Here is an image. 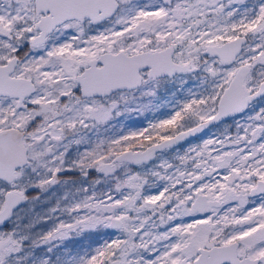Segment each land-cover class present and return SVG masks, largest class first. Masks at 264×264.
Listing matches in <instances>:
<instances>
[{"label":"snow or ice","instance_id":"snow-or-ice-1","mask_svg":"<svg viewBox=\"0 0 264 264\" xmlns=\"http://www.w3.org/2000/svg\"><path fill=\"white\" fill-rule=\"evenodd\" d=\"M228 120L235 135L165 159ZM92 172L106 191H71ZM57 185V223L34 234L28 206ZM0 264H264V0H0Z\"/></svg>","mask_w":264,"mask_h":264},{"label":"rangeland","instance_id":"rangeland-1","mask_svg":"<svg viewBox=\"0 0 264 264\" xmlns=\"http://www.w3.org/2000/svg\"><path fill=\"white\" fill-rule=\"evenodd\" d=\"M141 2L143 3H147L148 0H141ZM248 3H254L255 0H247ZM168 89L170 91H166L165 89L161 90V96L163 97L164 101L166 100H170L172 99V93L176 94V98L180 99L184 96L187 95V90L188 88H196V83L194 81H189V83L184 87L183 91H181V86L179 84V82H177L175 85H171L169 84ZM147 102V101H145ZM154 113L157 116H161L162 115V111L161 109L159 110H153ZM165 113V112H164ZM163 113V114H164ZM152 114L150 113V111H146L143 113H131L129 115L126 116H122V117H117L116 119L112 120L110 122V125L108 126V129H111L113 131H117V135L115 137H117L119 134L121 133H126L127 131L125 130V125L128 121H130V127L132 128L133 131H137L140 130V126H135V119L137 120H141V119H145V117L147 116H151ZM168 115V114H166ZM132 118V120L130 119ZM130 119V120H129ZM239 119V117L237 118ZM223 125V126H221ZM219 129L217 127H214L212 129H210L206 135L202 136L201 138L194 140L193 142H190L188 144H185L179 148H176L175 150H173L170 154L165 156V159H172L175 157V151L178 150L181 154H183V152H185L190 146H195L197 144H202L203 141L205 139L208 138H215L217 136H220L223 132L225 127H229V131H230V126L228 125H224V123H222ZM123 131V132H122ZM231 132V131H230ZM105 131H104V126H101V130H100V139H106L105 137ZM89 135L92 136V139L95 140L96 136L93 133H89ZM82 150V148H81ZM75 155V149H73V156ZM154 163H159V161H154ZM132 170L133 171H140L143 172L144 169L141 166H137V165H132ZM149 167H151V164L149 165ZM121 175H123V173H121ZM65 179H69L68 176H64ZM71 179L73 181H75V184L70 186L71 187V191L75 192L76 188L83 186H90L92 181L99 179L101 181L100 184H97L95 186L96 192L99 194L101 192H104L108 189L109 184L111 183L109 182H105V178L102 177L99 173L96 172H92L87 180H84L83 177L79 176L78 174H73L71 176ZM154 180V177L149 176V182L151 183ZM114 187V185H112ZM69 191V188L64 187L63 185H57V186H53L49 192L47 194H42L41 195V199L38 203L34 204V205H29L28 206V211L30 212V215L28 217V219L34 220L35 221V226L33 228V233H41V232H47L48 230L52 229L53 226L57 223L56 219L53 218H49V213H50V209L55 205L57 199L61 198L63 196V194ZM157 189L156 188H147L146 189V194H154L156 193ZM89 194H91V187H89ZM83 193H78L77 194V199H82L83 198ZM56 216H59L60 219L62 220H67L68 216L66 214H61V213H56ZM27 223V220L25 221ZM85 238L88 237V240H92V242L94 243H99L102 240L105 239H110L111 237V233L107 232V233H100V234H96V233H92V234H86L84 236ZM83 238V237H82ZM82 238L79 239V243H70L69 244V248L71 250H73L74 252H78V251H82L84 248H87V246L89 244L86 243H82L80 240H82ZM82 244V245H80Z\"/></svg>","mask_w":264,"mask_h":264},{"label":"trees","instance_id":"trees-1","mask_svg":"<svg viewBox=\"0 0 264 264\" xmlns=\"http://www.w3.org/2000/svg\"><path fill=\"white\" fill-rule=\"evenodd\" d=\"M160 99H161V101L162 102H164V99H163V97L162 96H160ZM161 109V111H162V115L161 116H157L155 113H154V111L152 110V111H150V113L152 114L151 116H147V117H145V119H141V120H137V119H135V126H140V129H142V128H144V127H147L148 126V124H149V122H154V121H156V120H159V119H163V118H166L167 117V115L166 114H169L170 113V109L168 108V107H163V108H160ZM165 112V113H164ZM164 113V114H163ZM131 120H132V118H130ZM129 119V120H130ZM224 125H228V126H230V131H231V133L233 134V135H235V125L233 124V122H232V120H229V121H227V123L226 124H224ZM221 126H223V125H221ZM221 126H218L217 128L219 129ZM125 127V130L127 131V132H129V131H133L132 130V128L130 127V121H128L127 123H126V125L124 126ZM123 132V131H122ZM126 132V133H127ZM117 131H113V130H111V129H108V131H106V133H105V137H106V139L107 138H112V137H115L116 135H117ZM82 243H86V244H92L93 246H95L96 245V243H94V242H92V240L90 239V240H88V237L87 238H83V240L81 241ZM82 245V244H81Z\"/></svg>","mask_w":264,"mask_h":264},{"label":"water","instance_id":"water-1","mask_svg":"<svg viewBox=\"0 0 264 264\" xmlns=\"http://www.w3.org/2000/svg\"><path fill=\"white\" fill-rule=\"evenodd\" d=\"M228 121H229V120H228ZM219 125H221V124H219ZM219 125H217V124L209 125V126L206 127L202 132H198V133H196L194 136L187 137L185 140L180 141L179 144L176 146V148H179V147H181V146H183V145H185V144H188V143H190V142H193L194 140H197V139L201 138L202 136L206 135V133H207L210 129H212V128H214V127H217V126H219ZM176 148H175V149H176Z\"/></svg>","mask_w":264,"mask_h":264},{"label":"flooded vegetation","instance_id":"flooded-vegetation-1","mask_svg":"<svg viewBox=\"0 0 264 264\" xmlns=\"http://www.w3.org/2000/svg\"><path fill=\"white\" fill-rule=\"evenodd\" d=\"M61 178H62V179H65V177H64V176H62ZM83 238H84V237H83ZM83 238H82V240H83ZM82 240H80V241H82ZM80 245H81V244H80Z\"/></svg>","mask_w":264,"mask_h":264}]
</instances>
